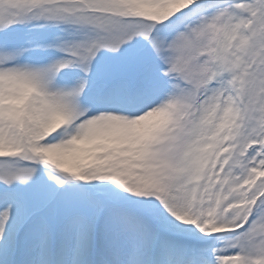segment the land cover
Here are the masks:
<instances>
[{
    "label": "snow or ice",
    "instance_id": "snow-or-ice-1",
    "mask_svg": "<svg viewBox=\"0 0 264 264\" xmlns=\"http://www.w3.org/2000/svg\"><path fill=\"white\" fill-rule=\"evenodd\" d=\"M0 264H264V0H0Z\"/></svg>",
    "mask_w": 264,
    "mask_h": 264
}]
</instances>
